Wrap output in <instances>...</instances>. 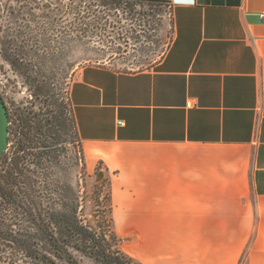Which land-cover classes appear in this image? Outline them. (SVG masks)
Returning <instances> with one entry per match:
<instances>
[{
  "label": "crops",
  "instance_id": "obj_1",
  "mask_svg": "<svg viewBox=\"0 0 264 264\" xmlns=\"http://www.w3.org/2000/svg\"><path fill=\"white\" fill-rule=\"evenodd\" d=\"M168 2L152 69L89 66L72 83L85 164L110 177L139 264H264V0Z\"/></svg>",
  "mask_w": 264,
  "mask_h": 264
},
{
  "label": "rangeland",
  "instance_id": "obj_2",
  "mask_svg": "<svg viewBox=\"0 0 264 264\" xmlns=\"http://www.w3.org/2000/svg\"><path fill=\"white\" fill-rule=\"evenodd\" d=\"M169 5L168 0H0V90L10 129L15 130L19 117L27 116L34 123L51 124L50 147L43 161L48 167L46 178L37 182L42 208L58 213L66 210L59 202L74 205L83 225L113 251L120 250L124 239L103 213L110 177L102 164L94 170L84 167L69 89L89 66L126 73L152 69L173 38V8ZM4 209L0 212V264H35L36 246L50 249V245L34 240L38 234L30 213ZM115 233L121 242L113 238ZM61 245L70 249L76 264H99ZM51 259L55 264H68L54 256Z\"/></svg>",
  "mask_w": 264,
  "mask_h": 264
},
{
  "label": "trees",
  "instance_id": "obj_3",
  "mask_svg": "<svg viewBox=\"0 0 264 264\" xmlns=\"http://www.w3.org/2000/svg\"><path fill=\"white\" fill-rule=\"evenodd\" d=\"M118 1L142 2L141 0ZM16 123L18 124H16L15 130L10 129L12 138L9 141L13 142V152L10 156L6 152L0 159V212L6 210L5 207H12L16 214L30 213L31 221L38 234L34 240L37 238L36 241H44L50 245V249L36 246L35 264H55L51 256L64 260L68 264H76L70 249L64 248L61 243L70 246L73 251L93 258L99 264H139L122 251L116 248L113 251L111 245L98 242L96 234L90 233L83 225V221L79 219L78 209L74 205L69 206L59 202V205L66 206V210L58 213L51 212L50 208L47 210L42 208L44 200L37 182L46 178L44 173L48 167L46 169L43 161H46L45 158L48 156L46 150L50 147L48 139L50 138L49 126L51 124L49 122L43 124L41 120L34 123L28 116L19 117ZM82 151L85 167L83 146ZM102 177L103 175H100V178ZM45 185L46 189L44 190L48 194L49 187L47 183ZM107 188L104 197L106 207L103 213L106 215L110 227L113 228L110 179H107ZM44 217L47 219L45 220ZM113 238L117 239L116 233ZM117 240L121 242L119 238ZM102 241L104 240L102 239ZM47 254L50 257H47Z\"/></svg>",
  "mask_w": 264,
  "mask_h": 264
},
{
  "label": "water",
  "instance_id": "obj_4",
  "mask_svg": "<svg viewBox=\"0 0 264 264\" xmlns=\"http://www.w3.org/2000/svg\"><path fill=\"white\" fill-rule=\"evenodd\" d=\"M10 138V117L8 108L0 93V159L9 148Z\"/></svg>",
  "mask_w": 264,
  "mask_h": 264
},
{
  "label": "built area",
  "instance_id": "obj_5",
  "mask_svg": "<svg viewBox=\"0 0 264 264\" xmlns=\"http://www.w3.org/2000/svg\"><path fill=\"white\" fill-rule=\"evenodd\" d=\"M169 6H170V7H172V5H171V4H170ZM262 19L264 20V15H262ZM9 146H10V144H9Z\"/></svg>",
  "mask_w": 264,
  "mask_h": 264
},
{
  "label": "flooded vegetation",
  "instance_id": "obj_6",
  "mask_svg": "<svg viewBox=\"0 0 264 264\" xmlns=\"http://www.w3.org/2000/svg\"><path fill=\"white\" fill-rule=\"evenodd\" d=\"M0 93H1V95H2V97H3V94H2V92H1V90H0ZM3 99H4V97H3ZM4 102H5V99H4ZM6 104V103H5ZM7 106V105H6Z\"/></svg>",
  "mask_w": 264,
  "mask_h": 264
}]
</instances>
